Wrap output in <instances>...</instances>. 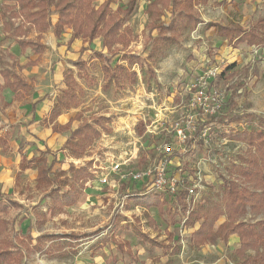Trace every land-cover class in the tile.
I'll use <instances>...</instances> for the list:
<instances>
[{
    "label": "rangeland",
    "instance_id": "rangeland-1",
    "mask_svg": "<svg viewBox=\"0 0 264 264\" xmlns=\"http://www.w3.org/2000/svg\"><path fill=\"white\" fill-rule=\"evenodd\" d=\"M99 1L93 0L94 5L97 6ZM149 1L151 0H137L134 13L125 24L132 35L125 52L142 58L146 57L148 48V17L144 10ZM218 1L221 0H212L207 6L199 9L203 21L248 26L254 20L264 17V0H226L224 6L213 4ZM126 2L127 0H117L111 4V9L122 7ZM3 4L7 3L0 0V7ZM168 19L169 15L166 14L163 20L167 22ZM20 33L25 34L19 37ZM34 38L35 31L21 24V20H16L14 29L9 33L3 32L0 26V71L11 70L16 62L23 65L32 60L34 56L29 50L20 51L18 40ZM88 46L89 48L84 49L85 52L83 49L80 51L81 60L86 64V75L76 80L82 95L77 101V107L69 114L81 113L84 119L96 116L109 118L111 132L96 139L76 165L84 166L92 158V166L101 167L97 170L92 168L93 172H96L94 178L108 173V179H115L118 187L112 189L99 185L102 189L98 190L94 189L98 187L96 183H88L84 186L87 191L83 190V195L74 206L64 208L62 213L55 216H47L44 226L38 231L34 212L44 210L45 200L43 193L34 187L32 173L26 172L20 184L12 187L7 193L19 204L17 209L9 210L8 213L12 228L10 233H30L35 238L39 232L57 235L99 232L96 237L85 239L72 249L64 247L60 251L48 252L45 247L43 252L32 255L22 264H152L156 257L160 258L157 264H164L167 257L162 256V251L141 244L130 230L114 231L115 243L109 239L112 234L109 224L115 216L130 224L138 223L139 228L151 237L157 234L145 224L143 209L127 202L128 194L138 191L141 186L128 180L121 181L109 170L117 163L126 162L120 167L121 172L126 174L153 164L155 159H158V148L171 141L169 131L179 120L181 113L186 111L184 107L196 75H202L214 66L218 68L220 75L227 67L234 66L225 78H215L211 82L214 89L224 94L222 110L214 118L197 120L196 124L206 126L204 131L187 144L184 153H176L170 159L169 174L181 179L180 189H193L198 199L209 187L216 189L221 182L219 176L226 174L225 167L235 162L246 148L242 143L220 137L219 133L231 128L243 129L246 116L264 121V49L247 48L245 45L232 49L213 32L202 31L199 27L196 31L185 33L180 45L167 50L165 56L153 66L159 88L153 81H150L149 88H146L139 70L134 67L138 75L137 83L118 89L108 84L103 77L100 63L95 59L91 60L94 51L106 54V51L100 48L99 40ZM44 53L43 60L49 59L48 52ZM40 60L42 61V58ZM57 62L55 58L50 64H41L26 70L24 74L33 87L30 92L9 95L1 87L3 82L0 77V121L2 118L13 120L0 127H7L6 135H2L7 144L11 143L14 149L15 146L20 147L26 157L37 155L48 148L51 152L47 155L48 160L56 158L55 167L66 170L69 159L66 153L60 150L62 138L51 136L40 141L42 128L37 124L28 125L32 102L39 96H46V104H49L62 89L61 79L55 76ZM231 74L232 77L229 78L228 75ZM42 113L39 111L37 114L38 122L42 119ZM232 118L238 120L224 124ZM77 125L78 122H74L72 127ZM65 136L67 138V134ZM0 156L6 157L5 165H0V174L4 173V170L12 172L18 160L17 151H12L9 146L5 152L0 148ZM168 204L173 206L174 202L169 199ZM148 213L160 233L158 240H163L164 230L171 231L172 227L167 219L159 217L155 208L149 209ZM259 218H264V213L257 219ZM223 220L224 218L219 219L217 224H221ZM178 228L181 252L173 257V264H236L233 252L238 247V242L232 237L227 243L218 242L215 245L191 249L188 245L191 230L181 228L180 224ZM101 239L105 241L103 248L92 255L91 246ZM117 243H127L131 255L129 256L128 251L116 248ZM248 255L253 256V253L248 252ZM132 256L136 257L137 263Z\"/></svg>",
    "mask_w": 264,
    "mask_h": 264
},
{
    "label": "trees",
    "instance_id": "trees-1",
    "mask_svg": "<svg viewBox=\"0 0 264 264\" xmlns=\"http://www.w3.org/2000/svg\"><path fill=\"white\" fill-rule=\"evenodd\" d=\"M212 0H151L147 2L145 13L148 17L146 57L126 53L131 42V32L126 28L127 20L136 8V0H128L122 7L111 9L116 0H104L94 5L93 0H4L0 7V26L5 33L14 29L16 20L34 30L37 36L34 40H18L21 52L29 50L32 55H41L45 46L40 43L41 34L51 30L56 39L61 38L65 30L70 31L68 44L73 40L92 42L100 39L101 47L107 50L108 56L94 53L100 63L103 77L108 84L115 88L131 87L137 83L139 70L144 86L149 88L153 81L159 88L153 66L163 58L171 47L179 46L183 35L193 32L203 24L199 8L207 6ZM217 6L226 5V1L213 2ZM169 14L167 22L163 20ZM56 15V21L51 23L50 17ZM19 27V26H18ZM15 28L14 33L17 31ZM204 30H213L216 37L223 39L227 46L236 49L240 45L249 48L264 49V17L251 22L248 28L238 24L223 25L217 22L203 24ZM155 32V36L152 33ZM13 33V34H14ZM25 33H20L21 37ZM35 62L28 61L21 66L13 64L11 70H1L3 89L12 94L28 92L32 89L31 83L26 80L21 71L34 66ZM76 70L77 79L85 77L86 64L83 61L72 63ZM227 67L216 79H223L233 69ZM229 78L232 77L228 75ZM215 82V81H214ZM214 84V83H213ZM64 88L55 99L53 107L42 123L50 126L53 133H67L63 145L69 158L82 159L94 141L102 134H109L110 119L96 116L84 119L81 113L64 125L55 122L63 112L77 107V101L82 95L75 74L67 69L63 73ZM242 118H240L241 120ZM236 119L225 121V125ZM73 121H77L76 128H71ZM246 125L243 129L231 128L222 130L219 136L231 142L245 145L235 162L225 167L226 174L219 176L220 184L216 189L209 187L207 192L196 201L188 199L186 189H179L177 195L169 198L164 194L145 192L139 189L130 192L127 196L128 204L143 209L142 217L149 229L156 232L155 237L143 232L139 224H130L116 216L111 219L112 234L109 239L114 241L113 232L120 229L130 230L133 236L143 245L160 249L162 256L167 257L164 264H173V257L181 252L179 244V228L193 230L188 237L191 249H199L204 245H215L218 242L227 243L230 236L238 238V247L234 250L236 264H264V218L257 219L264 213V121L252 116L244 118ZM206 126H197L198 135ZM189 145V144H188ZM0 146L6 150V141L0 137ZM39 153L27 159L21 155L19 179L27 169H36V189L43 192L44 210L34 212L38 231L44 226L47 216H55L64 211V208L74 206L87 182L93 179L91 173L92 162L84 166L75 167L69 164L68 169L53 170L54 161L48 163L46 154ZM169 199L174 202L169 206ZM175 205V206H174ZM39 207V204L37 205ZM19 204L0 192V264H22V262L36 253L53 250L60 251L64 247L70 249L78 243L96 237L98 231L92 233L46 234L39 232L33 238L30 233L12 232L11 222L8 219L9 210L17 209ZM37 207V208H38ZM155 208L159 217L167 219L172 227L171 231L164 230V239L159 241L155 221L150 217L148 210ZM249 217V218H248ZM224 218L221 224L219 219ZM248 218V219H247ZM166 221V220H165ZM124 222V223H123ZM137 222V220H136ZM123 223V224H122ZM105 241L97 240L92 246L91 254L103 248ZM116 248L131 252L127 243H117ZM252 252L253 256L248 255ZM137 263L136 257H131ZM160 258L153 259L152 264L159 263Z\"/></svg>",
    "mask_w": 264,
    "mask_h": 264
},
{
    "label": "built area",
    "instance_id": "built-area-1",
    "mask_svg": "<svg viewBox=\"0 0 264 264\" xmlns=\"http://www.w3.org/2000/svg\"><path fill=\"white\" fill-rule=\"evenodd\" d=\"M218 71V68L214 66L208 68L202 75H196L195 82L189 89V98L184 107L186 111L181 113L179 120L169 131L171 141L162 144L158 148V159L156 158L153 164H148L141 169L125 174L121 172L120 167L126 162L123 164L117 163L110 168L109 172L121 181L128 180L139 184L145 192L164 194L174 198L182 181L178 176L169 174L171 157L176 153L182 154L186 151L187 144L196 136L197 120L214 118L223 108L224 94L214 89L211 84L219 75ZM91 168L97 170L101 167L92 166ZM95 173L92 170L93 180L89 181V184L96 183L98 187L105 185L112 189L118 187L115 179H108V173L101 174L100 178L97 179L94 178ZM101 189L100 187L99 190ZM187 193L188 199H192V202L197 201L198 195L194 193L193 189H187Z\"/></svg>",
    "mask_w": 264,
    "mask_h": 264
},
{
    "label": "crops",
    "instance_id": "crops-1",
    "mask_svg": "<svg viewBox=\"0 0 264 264\" xmlns=\"http://www.w3.org/2000/svg\"><path fill=\"white\" fill-rule=\"evenodd\" d=\"M103 1L104 0H100L99 1V3H98V5L99 4H101V3H103ZM117 1V0H116ZM128 1V0H127ZM221 1H226V0H221ZM221 1H218V2H221ZM136 3H137V0H136ZM226 3H227V1H226ZM224 6V5H223ZM145 7H146V5H145ZM205 7V6H204ZM201 8V7H200ZM199 8V9H200ZM145 11V10H144ZM200 13V12H199ZM168 14V13H167ZM169 15V14H168ZM200 18H201V16H200ZM201 20H202V18H201ZM50 21H51V23L52 24H54L55 23V21H56V15L55 14H53V15H51V17H50ZM203 21V20H202ZM205 23H209V22H205V21H203V24H205ZM218 23V22H217ZM203 24H201V25H199L198 27H197V29H199V27H200V29L202 30V31H211V32H213V34H214V31L213 30H204V28H203ZM234 24H238V25H240V26H243V25H241V24H239V23H234ZM251 24V23H250ZM250 24L248 25V26H243L244 28H248L249 26H250ZM196 29V30H197ZM195 30V31H196ZM153 33H155V32H153ZM152 33V36H155V34H153ZM215 35V34H214ZM37 36V33L35 32V37ZM62 36H64L63 38H59V39H56L55 37H54V35L52 34V32H51V30H48V31H46L45 33H43V34H41V39H40V43L41 44H43L44 46H45V50H44V52H48L47 53V56L49 57V59H47V60H43V57L45 56V53L43 52L41 55H33L34 56V58L32 59V60H28V61H33V62H35V65L34 66H31V67H27V68H24L22 71H21V75L26 79V80H28L30 83H31V81L29 80V79H27L28 77L27 76H25V72H26V70L28 69V68H36V67H38L39 65H41V64H43V65H47V63H49L50 64V62H51V60L52 59H55L56 58V61H58L57 62V67H56V69H55V73H56V75L55 76H57V77H59V79H61V81H62V89L64 88V85H63V73L65 72V70H67V69H70V70H72L73 72H74V74H75V78H76V80H77V77H76V70H75V68L73 67V65H72V63L73 62H76V61H83V60H81V57H80V51L83 49H87V48H89V46L88 45H90V43H93V42H95V41H98L99 40V42H100V48L102 49V50H105L106 51V54H103V52H97V51H94L93 52V56L91 57V60H93V59H95V60H97L95 57H94V53H101V54H103L104 56H108V54H107V50L106 49H104V48H102L101 47V41H100V39H95V40H93L92 42H90V43H88V42H84V41H82V40H73L70 44H68V40H69V38H70V31L69 30H65V33L62 35ZM61 36V37H62ZM216 36V35H215ZM35 39V38H34ZM225 42V41H224ZM47 43V44H46ZM225 44H226V42H225ZM46 45H48L47 47H48V49H46ZM226 46H227V44H226ZM246 47V46H245ZM247 48H249V47H247ZM84 52H85V50H84ZM42 58V61L40 60ZM27 61V62H28ZM66 61V62H65ZM98 61V60H97ZM26 62V63H27ZM84 62V61H83ZM25 63V64H26ZM25 64H23V65H25ZM23 65H21V66H23ZM134 69V68H133ZM137 72V71H136ZM31 86H32V84H31ZM33 88V87H32ZM61 89V90H62ZM4 90H6V89H4ZM32 90V89H31ZM30 90V91H31ZM60 90V91H61ZM7 92H8V94L9 95H16V94H18V93H16V94H12V93H10L8 90H6ZM30 91H28V92H30ZM19 93H22V92H19ZM56 99V98H55ZM46 102H47V100H46V96H39V97H37L33 102H32V105H31V109H30V113H31V115H30V118H29V121H28V125L29 126H32V125H34V124H37V126L40 128H42V130H43V133H42V136L41 137H39V139H40V141H42V139L43 138H50L51 136H53V137H58V138H62V142H61V152H65L64 150H62V148H63V145H64V143H65V141H66V134L67 133H63V134H58V133H53L52 131H51V128H50V126H46V125H44L43 123H42V121H43V119H45L46 117H47V115H48V113H49V111H50V109L53 107V105H54V103H55V100L54 101H52V102H50L49 104H46ZM15 104V103H14ZM13 107V106H12ZM11 107V108H12ZM46 107V109H44ZM37 109H38V111H37ZM71 110H73V109H70V110H67V111H63L57 118H56V120H55V122L56 123H58L59 125H64V124H66L69 120H71L75 115L73 114V115H70L69 113L71 112ZM41 112L42 113V111H44L43 113H42V119H41V121H37V114H38V112ZM76 114V113H75ZM13 120L12 119H6V118H2V121H0V126L1 125H8L7 124V122H12ZM74 122H77V121H73V123ZM72 123V124H73ZM71 128H73L72 127V125H71ZM76 128V127H75ZM74 129V128H73ZM5 133H7V127L5 126L3 129H1V127H0V137L2 138V139H4L5 141H6V139H5V137L4 136H2L3 134H5ZM33 134V133H32ZM6 135V134H5ZM67 136H68V134H67ZM26 138V137H25ZM24 138V140L25 141H28L27 139H25ZM10 147V148H12V151H14V150H16L17 151V155H18V160L16 161V164H15V167H14V170L12 171V172H10V171H5L4 170V173H2V174H0V192L2 193V194H4L5 196H8L7 195V193H8V191L12 188V187H14L15 185H17V184H20V182H21V179H22V177H23V175L26 173V172H31L32 173V180H33V182H34V187H35V189H36V176H37V173H36V169L35 168H32V169H27V170H25L24 172H22L21 173V175H20V177H19V179H16V176H17V174H18V172H19V162H20V159H21V155H24V153L21 151V149H20V147H18V146H15V149L13 148V146L11 145V143H8L7 144V142H6V150H2V146H0V148H1V151H7V147ZM48 152L47 154H46V160H47V162L48 163H51V162H53L54 161V165H53V170H56V169H61V170H64V169H62L61 167H55L56 166V158H52V160L51 161H49L48 160V158H47V155L49 154V153H51L50 152V150L47 148V149H45L44 151H40L39 153H44V152ZM39 153L37 154V155H31L30 157H26L27 159H30L31 157H33V156H38L39 155ZM66 153V152H65ZM67 155V154H66ZM25 156V155H24ZM67 158L69 159V163H68V166H69V164H73L76 168L77 167H81L80 165L79 166H77L76 164L78 163V161H80V159H72V158H69L68 156H67ZM89 161H92V160H89ZM5 163H6V157H2V156H0V165H5ZM68 169V168H67ZM92 169V168H91ZM91 173H92V170H91ZM93 180V179H92ZM92 180H90V182L92 181ZM88 183L89 182H87L86 184H85V186L86 185H88ZM88 189V188H87ZM94 189H98L99 190V187L97 188H94ZM37 190V189H36ZM84 192H86L87 190L84 188ZM38 191V190H37ZM41 192V191H40ZM43 193V192H42ZM44 194V193H43ZM82 195H83V193H82ZM8 198H10L9 196H8ZM10 199H12V200H14L15 202H16V200L15 199H13V198H10ZM193 230H191V232H192ZM190 232V233H191ZM39 234V233H38ZM233 238L236 242H238V238L235 236V235H232V236H230L229 238ZM229 240V239H228ZM204 246H206V245H204Z\"/></svg>",
    "mask_w": 264,
    "mask_h": 264
}]
</instances>
